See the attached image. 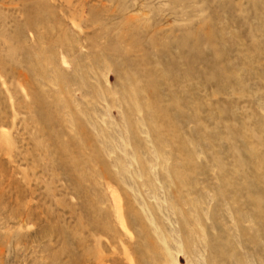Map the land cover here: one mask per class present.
Here are the masks:
<instances>
[{"label":"rangeland","instance_id":"1","mask_svg":"<svg viewBox=\"0 0 264 264\" xmlns=\"http://www.w3.org/2000/svg\"><path fill=\"white\" fill-rule=\"evenodd\" d=\"M0 264H264V0H0Z\"/></svg>","mask_w":264,"mask_h":264}]
</instances>
